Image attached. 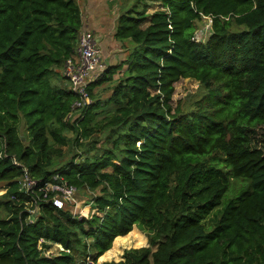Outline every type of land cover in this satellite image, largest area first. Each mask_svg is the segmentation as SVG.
<instances>
[{
  "label": "trees",
  "instance_id": "obj_1",
  "mask_svg": "<svg viewBox=\"0 0 264 264\" xmlns=\"http://www.w3.org/2000/svg\"><path fill=\"white\" fill-rule=\"evenodd\" d=\"M160 1L153 14L140 0L120 16L115 39L131 48L70 123L77 97L60 73L84 30L79 0H0V184L10 199L0 264L107 261L135 226L148 246L103 264H264V150L252 146L264 125V0ZM205 18L206 44L196 36ZM183 79L204 91L192 113L173 106ZM105 83L114 86L101 103L93 86ZM67 127L84 139L106 132L103 153L56 169ZM25 177L34 194L20 191ZM232 180L250 188L223 206ZM63 183L98 192L91 218L54 205L47 186ZM53 244L63 250L45 256Z\"/></svg>",
  "mask_w": 264,
  "mask_h": 264
},
{
  "label": "rangeland",
  "instance_id": "obj_2",
  "mask_svg": "<svg viewBox=\"0 0 264 264\" xmlns=\"http://www.w3.org/2000/svg\"><path fill=\"white\" fill-rule=\"evenodd\" d=\"M140 0H104L106 5H109L110 12L112 17L111 23V35L114 36V26L116 27L117 22L121 15H123L128 9H130L134 4H140ZM149 8L147 10L148 14H153L161 8L160 0H146ZM85 4H87V0H85ZM143 6V4H141ZM143 8V7H141ZM114 31V32H113ZM212 34L211 30V20L208 18L203 19L201 22L197 24V32L196 36L199 41L206 44L209 40V37ZM98 42V41H97ZM99 43V42H98ZM115 45V42H114ZM99 46L103 52V49L99 43ZM122 51L124 48H131V44L121 45L119 46ZM119 47L114 46L111 50L113 54L114 51L120 52ZM110 48H108L109 51ZM104 53V52H103ZM117 54H115L116 56ZM123 55V54H122ZM113 56V57H115ZM102 64L104 65L103 59ZM124 71V70H123ZM122 71V72H123ZM62 75V73H60ZM62 78L56 80L57 85H62ZM114 86V83H105L100 86H93V99L99 100V102H106L111 95V90ZM204 95V91L201 88L199 82L193 79H183L175 84V93L173 95V106L174 108L180 107L184 113H192L196 107L197 102ZM78 113L82 115V112L75 111L72 114L69 122L72 123L77 117ZM104 118V115H100L96 121H100ZM21 133L26 134V130L22 126ZM82 133H78V131L74 130L71 127H67L63 131V136L68 140V143L63 147H57L59 152L56 155V169H60L68 166L70 163L74 162L82 163L86 158H93L97 154H102L103 149L106 142V132H98L93 136L84 139L81 135ZM252 146L255 148L264 150V125L260 126L256 129V134L252 135ZM110 147V145H109ZM222 155H216L215 157H221ZM224 163V161L221 160ZM216 163L221 164L216 160ZM66 182V181H65ZM249 182L245 180H232L230 191L227 193L223 200V206L229 200H233L240 196L242 193L246 192L249 187ZM77 188V187H76ZM8 186L5 184H0V217L7 218L8 212L4 210L3 204L8 202L10 199L7 198ZM98 196L97 191H93L88 187L77 188V193L72 200H65V205L62 209L67 210L73 217L76 218H91L96 213V203L95 198ZM59 199L64 201L63 197L60 196ZM29 207H31L29 205ZM29 210V209H28ZM39 208L31 212V216L29 220H35L38 216ZM133 233H131L130 237H125L119 241L114 242L111 250V257L109 258L110 262H120L123 261V256L127 251H131L134 249H140L148 246V237L144 234L138 227L133 228ZM88 243L91 244L92 240H88ZM63 247L58 244H53L50 250L45 251V256L54 257L57 256ZM102 257V256H101ZM101 257L98 259L96 264L101 263ZM88 258H80L77 263L78 264H90L87 261Z\"/></svg>",
  "mask_w": 264,
  "mask_h": 264
},
{
  "label": "built area",
  "instance_id": "obj_3",
  "mask_svg": "<svg viewBox=\"0 0 264 264\" xmlns=\"http://www.w3.org/2000/svg\"><path fill=\"white\" fill-rule=\"evenodd\" d=\"M102 59L103 52L94 33L89 29H84L80 34L74 57L67 61L62 71V76L68 83L69 91L77 97L73 105L74 112H82L83 109L85 110L93 104L89 86L99 81L107 69L102 64ZM72 114L69 115L68 119H71ZM80 118H83L81 114ZM36 186L37 182L25 177L21 182L20 191L25 192L26 195H31L35 193ZM47 190L57 194L54 199V205L58 208H62L65 205V200L74 199L77 193V188L68 183L48 185ZM60 196L64 198V201L59 199ZM37 208H34V210ZM89 263L96 264L92 261H89Z\"/></svg>",
  "mask_w": 264,
  "mask_h": 264
},
{
  "label": "crops",
  "instance_id": "obj_4",
  "mask_svg": "<svg viewBox=\"0 0 264 264\" xmlns=\"http://www.w3.org/2000/svg\"><path fill=\"white\" fill-rule=\"evenodd\" d=\"M79 5L82 11L84 29H89L95 34L97 41L103 49L104 67L108 68L114 65L117 66L119 61L123 59L124 55H122L123 51L119 47L121 42H118L115 39V34L112 36L110 33L112 31L110 27L113 16L111 15L109 5H106L104 0H87V4H85V0H79ZM114 31H116L115 26ZM114 46L119 47L120 49V52L114 51V53L117 54L116 56L111 52ZM108 48H110L109 51ZM106 262L110 261H102L99 264Z\"/></svg>",
  "mask_w": 264,
  "mask_h": 264
}]
</instances>
